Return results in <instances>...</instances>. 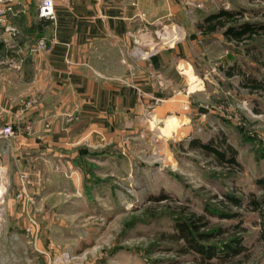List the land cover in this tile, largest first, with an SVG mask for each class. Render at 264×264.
I'll list each match as a JSON object with an SVG mask.
<instances>
[{"label": "rangeland", "instance_id": "rangeland-1", "mask_svg": "<svg viewBox=\"0 0 264 264\" xmlns=\"http://www.w3.org/2000/svg\"><path fill=\"white\" fill-rule=\"evenodd\" d=\"M184 4L180 17L142 29L133 41V59L154 61L151 108L131 126L121 123L108 147L71 169L57 167L43 197H7L6 187L0 264H202L175 238L190 216L202 232L225 230L210 242L223 258L209 264H264V210L248 207L251 194H264L257 183L264 178V88L255 86L264 85V0ZM222 9L260 25L253 39L202 35L198 24ZM135 48L148 56L138 59ZM195 140L228 155L231 147L240 166L191 147ZM229 196L242 206L231 207ZM224 209L237 217L226 218ZM232 236L242 247L236 256L224 250Z\"/></svg>", "mask_w": 264, "mask_h": 264}, {"label": "crops", "instance_id": "crops-1", "mask_svg": "<svg viewBox=\"0 0 264 264\" xmlns=\"http://www.w3.org/2000/svg\"><path fill=\"white\" fill-rule=\"evenodd\" d=\"M184 1L54 0L53 21L38 17V0L16 4L12 22L21 32L13 45L25 62L21 70L0 66V129L17 123L22 101L38 103L24 118L33 133L0 138L7 197L22 192L23 174L32 197L52 192L57 167L71 169L108 147L121 123L129 127L151 108L154 61L133 59V41L142 29L180 17ZM2 40L0 62L9 54ZM40 40L44 50L28 55Z\"/></svg>", "mask_w": 264, "mask_h": 264}, {"label": "trees", "instance_id": "trees-1", "mask_svg": "<svg viewBox=\"0 0 264 264\" xmlns=\"http://www.w3.org/2000/svg\"><path fill=\"white\" fill-rule=\"evenodd\" d=\"M239 14L240 13L222 9L218 13H213L209 15L202 23L198 24V31L202 35H212L219 31H223V34L228 40L236 42H241L246 39H253V36L258 31L260 25L250 21L240 22V18H237ZM226 74L228 77L233 76L235 74L234 69L230 68L226 71ZM252 82H254V80ZM243 85L247 86L246 82H243ZM255 86L256 88H264L263 82H258V84L256 82ZM191 144V147L193 148L199 147L200 149L206 151V153L208 154L216 155V158L220 163L240 166V163L237 162L235 158L236 152L232 150L231 147H227L229 150L228 155V151H221L220 149L215 147L211 142L203 143L199 140H195ZM257 183L258 186L264 190V178L259 179ZM248 198V207L250 206V210L258 212H262L264 210L262 209V207L264 206V194L262 195V197H256L254 196V194H251ZM226 200L228 201L227 203L231 205V207H241L243 204V199L239 197L229 196L226 197ZM225 209L222 212L224 216H226V218H231L232 216L237 217V214L231 213V210L226 211ZM196 222V219L192 216L178 222L177 228L180 232V235L175 238L178 240H185L187 248L184 252H192L195 254H199L201 256L199 262L202 264H209V259H212L215 256H218V258H223L217 253L218 247L215 245H211L210 242L214 238L218 237L217 239H219V237L222 236L225 230H222V228L219 227L215 232L213 231L214 233H205L200 231V226L197 225ZM231 238V244L225 245L224 250L227 252L228 256H236L241 252L242 247L240 242H236V238H234L233 236Z\"/></svg>", "mask_w": 264, "mask_h": 264}, {"label": "built area", "instance_id": "built-area-1", "mask_svg": "<svg viewBox=\"0 0 264 264\" xmlns=\"http://www.w3.org/2000/svg\"><path fill=\"white\" fill-rule=\"evenodd\" d=\"M20 0H0V40L4 41L9 54L6 56L4 61L0 62V66H5L12 70H21L25 58L21 57L19 51L13 45L20 36L19 28L12 22L13 17H16L19 12L16 10V4ZM38 17L41 19L53 21L56 18L54 0H38ZM45 43L40 40L35 45L27 49L28 55H33L39 51L44 50ZM133 55L138 59L145 58L148 56V52H144L141 49L135 48ZM38 103V99L32 98L30 100H24L21 102L20 115L16 124L8 123L0 129V138L10 140L13 137L27 133H33L34 126L30 122H25V116L28 111L31 110ZM0 171H3L1 169ZM22 192L18 197H22L27 192V175H22ZM7 187L6 178H0V197L5 196V190Z\"/></svg>", "mask_w": 264, "mask_h": 264}]
</instances>
